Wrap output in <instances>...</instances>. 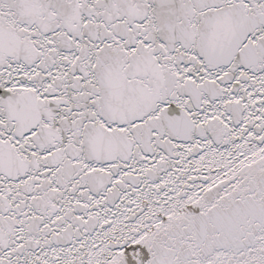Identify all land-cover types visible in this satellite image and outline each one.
Listing matches in <instances>:
<instances>
[{
  "label": "snow or ice",
  "instance_id": "snow-or-ice-1",
  "mask_svg": "<svg viewBox=\"0 0 264 264\" xmlns=\"http://www.w3.org/2000/svg\"><path fill=\"white\" fill-rule=\"evenodd\" d=\"M0 264H264V0H0Z\"/></svg>",
  "mask_w": 264,
  "mask_h": 264
}]
</instances>
